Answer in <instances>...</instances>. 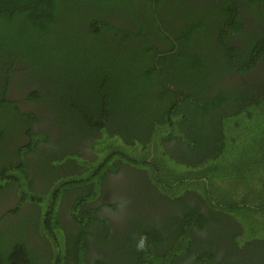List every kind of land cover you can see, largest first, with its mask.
Returning <instances> with one entry per match:
<instances>
[{"label": "trees", "instance_id": "obj_1", "mask_svg": "<svg viewBox=\"0 0 264 264\" xmlns=\"http://www.w3.org/2000/svg\"><path fill=\"white\" fill-rule=\"evenodd\" d=\"M197 2L156 0L153 11L151 0H0V224L10 218L0 226V264H105L84 259L91 247L87 237L93 235L89 226L102 221L87 204L106 174L118 172L120 161L147 170L152 183L186 210L183 219L169 221L168 229L177 226L167 240L177 231L187 233L169 251L157 249L164 240L160 231L137 227L145 237L143 249L136 251L140 264H173L191 254L190 229L202 228L203 218L179 197L183 192L242 218L244 233L230 234L236 247L254 238L264 248V127L259 124L264 79L248 87L228 83L231 75L244 77L264 67V0H223V7L203 10ZM243 10L260 21L259 30L244 31ZM232 38L246 46L239 50ZM21 73L27 77L15 81L18 85L37 87L27 100L41 107L47 103L59 115V128L74 132L75 146L82 135L92 138L97 157L83 160L79 152L73 163L66 160L73 168L86 167L82 175L29 157L36 142L48 138L32 135L37 118L8 100L12 76ZM151 149L157 153L149 159ZM229 149L239 153L241 165L216 175L215 164L225 154L234 157ZM30 168L43 173L41 188H34ZM219 182L242 187L260 221L250 220L248 227V213L233 200L225 204L231 196ZM72 192L73 217L81 227L66 233L56 204ZM31 230L39 232L34 247ZM44 231L57 243L55 256L41 237ZM213 257L205 252L193 264H214Z\"/></svg>", "mask_w": 264, "mask_h": 264}, {"label": "flooded vegetation", "instance_id": "obj_2", "mask_svg": "<svg viewBox=\"0 0 264 264\" xmlns=\"http://www.w3.org/2000/svg\"><path fill=\"white\" fill-rule=\"evenodd\" d=\"M198 1L197 7L201 10L211 7H223V0H196ZM186 7V4L182 3ZM239 5L247 6L243 2ZM155 11V9L153 10ZM161 12L165 9L161 8ZM242 22L247 26L245 32L253 33L260 29L259 22L253 16L246 14L243 10L241 12ZM230 44L236 46L239 50L246 46V42L239 41L237 38H232ZM19 64H16L18 66ZM14 70H18L15 67ZM258 72H254L258 77L252 73L245 74L244 77L231 75L229 76L228 83L237 87L255 86L257 79H264V67L262 64L258 67ZM27 77L25 73L19 75H13L14 81L10 82L8 87L7 97L8 100L18 101L20 104L17 106L23 113H32L37 118V122L32 125V135L46 136L48 138L47 143L36 142L37 150L29 157L36 156V160L41 158L43 165H52L57 162L63 165L62 172H77L84 171L86 167L73 168V164L67 165L66 160L74 161V157L79 154L83 160H93L92 151L90 149V141L92 138L84 137L83 135L79 138L77 145L72 142L73 131L66 132L59 128L58 114L53 112L51 107L46 105L43 107L37 106L34 103L27 100L26 95L31 89L36 90L35 83L26 82L17 84L15 81H19ZM251 88V87H249ZM156 137V134L153 135ZM29 137H25V144H29ZM93 141V140H92ZM69 157H66L68 156ZM184 156H190V154L184 153ZM64 161V162H63ZM63 162V164H61ZM119 170L116 173L109 172L103 183L98 187L97 196L88 202L87 206L93 211L91 215L100 218L102 221L97 223L95 226L90 225L92 236L87 237L91 247L85 254V261L93 263V260H103L105 264H140L138 259L137 242L142 236V229L153 228L154 230L160 231L164 238L162 244L157 248L158 251L166 250L169 251L175 247L174 240H179V236L187 234L183 229L177 231L174 234V238L170 241L167 240L170 230H176V224H173L171 228H167L171 219H183L186 210L178 206V204L171 199L169 195L162 192L157 185L152 183V179L147 176L149 173L145 169H139L134 165H127L126 161L118 162ZM127 168V169H126ZM37 169L30 168L29 175L30 179L34 180V188H41L44 175L38 173ZM140 170V171H139ZM145 171L146 175L137 177L138 172ZM56 175V173H54ZM68 176V175H67ZM66 177V176H65ZM188 181V180H187ZM220 186L226 189L231 196V199L226 201L225 204H230L233 201L238 203V207H242L243 210L248 213L246 215L247 226L250 227L252 224L250 220L260 221L258 213L254 215L251 213L252 208L256 211L259 209L253 205L246 203L245 191L242 187H233L230 182L222 184ZM253 189L257 186L256 182L252 183ZM234 188V190L232 189ZM231 189V190H230ZM49 196V194H48ZM196 194H190L183 192L181 196L187 199L186 204L188 206L196 207L198 214L202 216L200 221L203 225L202 228H191L190 237L188 240L191 243H195L191 247V254L180 257L177 261H173V264H193L195 258L205 252H210L214 255V264H264V248L262 240L251 239L246 244V247H236L235 244L230 240L231 233L241 236L244 233V224L242 218H238L235 214H231L225 210L211 209L202 198H196ZM253 194L249 197V201H252ZM252 197V199H251ZM74 193H70L63 199H59L56 204L57 212L62 219V225L65 227H78L80 228V222L73 217V208L76 201ZM78 198V197H77ZM223 196L219 200L223 201ZM18 200V199H17ZM181 200V199H180ZM213 205L216 207L215 202ZM27 207H30L27 206ZM31 208V207H30ZM10 219V218H8ZM8 219L5 220L8 221ZM200 219V218H199ZM76 220V221H75ZM0 224L3 227L4 223ZM137 227H141L138 230ZM248 229V228H247ZM32 230L30 234L33 232ZM106 237V241L103 238ZM30 237V236H29ZM153 235L150 234L152 240ZM55 238H53L54 240ZM102 240V241H101ZM135 241V242H134ZM36 240L29 239V245L34 247ZM64 242V240L62 241ZM152 242H154L152 240ZM187 241H181L177 244L180 246ZM173 243V244H172ZM258 245H257V244ZM57 244V243H55ZM48 243L50 251L55 247ZM56 253H60L58 247ZM55 256V253L53 254ZM51 255V256H53ZM53 256V257H54ZM169 255L167 259H169ZM63 261L62 264H64ZM69 264H77L75 261H70ZM169 264V262H165Z\"/></svg>", "mask_w": 264, "mask_h": 264}, {"label": "rangeland", "instance_id": "obj_3", "mask_svg": "<svg viewBox=\"0 0 264 264\" xmlns=\"http://www.w3.org/2000/svg\"><path fill=\"white\" fill-rule=\"evenodd\" d=\"M261 125V127H264V119L260 121L259 123ZM258 136H260L259 134H256ZM255 135V136H256ZM254 136H251L249 138V142L251 141H254L253 138ZM256 138V137H255ZM137 151L140 153V147L139 145H137ZM230 153L234 156L232 159H230L226 154L223 156V158H221L215 165H217L218 169L217 172H215L216 175H222V174H230L234 169L235 167L241 165V164H238L239 162V153L236 151V150H231L229 149ZM154 153H157L155 152L153 149H151L150 151V156H149V159L153 156L154 157ZM94 157H97V156H94ZM86 170V168H85ZM84 170V171H85ZM83 170L80 171V173H77L78 175H82V173L84 172ZM222 173V174H221ZM85 175H83L84 177ZM77 179H80V178H77ZM73 180V178L71 179ZM260 232L261 233H264V228H261L260 229ZM44 233L46 234V236H50L49 233H47L46 231H44ZM43 237V240H46V238ZM178 254V253H177Z\"/></svg>", "mask_w": 264, "mask_h": 264}, {"label": "crops", "instance_id": "obj_4", "mask_svg": "<svg viewBox=\"0 0 264 264\" xmlns=\"http://www.w3.org/2000/svg\"><path fill=\"white\" fill-rule=\"evenodd\" d=\"M57 209V208H56ZM75 226H73V227H70V228H68V227H65L64 225H63V229H64V231L66 232V233H73L74 231H75ZM32 231V230H31ZM38 234H39V232H35V231H33L31 234H30V238L31 239H33V240H36V242H37V239H39V237H38ZM42 236H44V238H46V234H43ZM41 236V237H42ZM50 237H51V235H50ZM54 238V237H53ZM63 238V237H62ZM62 240V239H61ZM43 241H45V242H47V243H50V244H52V245H54V243H52V241H50V240H47V238H46V240H43ZM35 242V243H36ZM92 245V244H91ZM51 252H53V254H54V252H55V247L52 249V251Z\"/></svg>", "mask_w": 264, "mask_h": 264}, {"label": "clouds", "instance_id": "obj_5", "mask_svg": "<svg viewBox=\"0 0 264 264\" xmlns=\"http://www.w3.org/2000/svg\"><path fill=\"white\" fill-rule=\"evenodd\" d=\"M153 135H152V137H153ZM144 245H145V237L141 236V238L137 242V248L138 249H143Z\"/></svg>", "mask_w": 264, "mask_h": 264}, {"label": "water", "instance_id": "obj_6", "mask_svg": "<svg viewBox=\"0 0 264 264\" xmlns=\"http://www.w3.org/2000/svg\"><path fill=\"white\" fill-rule=\"evenodd\" d=\"M151 1H152L151 7L154 10L155 9V2H156V0H151Z\"/></svg>", "mask_w": 264, "mask_h": 264}]
</instances>
